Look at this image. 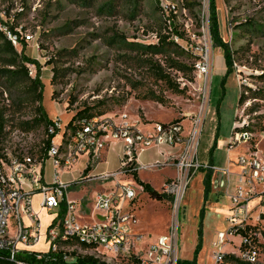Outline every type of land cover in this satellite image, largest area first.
Wrapping results in <instances>:
<instances>
[{
    "label": "rangeland",
    "instance_id": "rangeland-1",
    "mask_svg": "<svg viewBox=\"0 0 264 264\" xmlns=\"http://www.w3.org/2000/svg\"><path fill=\"white\" fill-rule=\"evenodd\" d=\"M215 6L221 37L228 43L234 59V71L228 75L223 49L216 47L212 38L210 0H0V27L15 26L13 33L32 36L30 41L20 39L15 48L38 62L44 86L42 106L48 118L60 122V132L70 118L86 106H97L105 112L102 116L115 122H119L122 114H127L131 122L138 121L146 129L156 123L182 121L185 130H190L198 119L199 162L207 164L209 161V150L217 133L213 163L219 168L234 165L230 168L235 171L241 155L264 157V0H215ZM161 36L178 48L167 47L165 54L156 55L153 60L170 73L172 83L183 90L182 94L175 93L159 80L153 68L137 63L135 51L126 49L123 43L117 48L107 43L109 38H123L128 45H157ZM166 58L180 62L186 72L168 69ZM198 65H204L206 72L201 73ZM27 66L33 67L34 77L35 65ZM54 75L56 79L52 81ZM16 95L8 91L5 81L0 79V108L6 109L5 118L12 119L13 124L32 117L29 109L14 113ZM151 96L165 103L154 101ZM5 131L7 133L0 136L2 158L6 153L20 159L44 157L45 127L25 132L9 124ZM242 132L249 133V140L236 143V135ZM61 135L54 137V141L59 142ZM116 143L113 149L107 147L97 156L89 155L87 166L93 169L100 162L97 173L120 170L123 150L121 142ZM167 148L170 147H162ZM176 148L170 149L175 151ZM180 148L177 149L179 154ZM140 155L141 162L147 164L154 161L156 149H146ZM158 160L159 165L153 169H145L142 164L138 176L158 192L165 193L164 186L176 178V170L170 166L175 158ZM85 163V158L79 159L69 172L61 173V178L65 181L88 178L90 171L78 174ZM204 170L207 169H200L192 176L179 206L177 252L179 260L196 259V264H213L217 250L214 237L219 231L226 232L229 223L228 213L217 211V215H211L207 210L205 226L199 230V213L204 204L200 172ZM174 173V178L165 179ZM52 176V165L47 161L44 178L51 182ZM101 182H85L70 189L76 192L71 194L73 198L79 197L85 221L91 213L92 191L97 188L94 185ZM109 182L110 185H103L105 189L119 182L137 191L133 204L137 205L138 212L133 213L138 223L133 226V232L144 236L143 242L137 245V252L144 251L159 235L169 232L173 200H152L131 174ZM208 202H205L206 207ZM224 202V199L215 201L225 207ZM10 225H15L13 220ZM230 240L232 243L225 245V255L237 252L239 238ZM73 253L95 255L107 264L120 262L103 251H83L80 247L68 251L70 262L76 259ZM259 254L256 264H264V236ZM223 264L234 263L224 259Z\"/></svg>",
    "mask_w": 264,
    "mask_h": 264
},
{
    "label": "built area",
    "instance_id": "built-area-1",
    "mask_svg": "<svg viewBox=\"0 0 264 264\" xmlns=\"http://www.w3.org/2000/svg\"><path fill=\"white\" fill-rule=\"evenodd\" d=\"M0 30L6 34L14 47H17L20 39H32L29 34H16L7 27H0ZM28 68L32 76L33 67ZM198 70L201 73L206 72L204 65H198ZM53 122L54 125L48 128V135L54 134L57 129L59 132L56 136L60 133L62 135L59 142L52 139L43 158L37 160L28 156L20 159L9 153H6L4 158L0 157V251H8V258L12 261L17 252L28 250L39 242V225L36 224L32 231H29L22 223V214H31L32 196L38 193L41 195V208L53 217V223L46 234L49 250L62 251L66 261H69L68 251L87 246L90 251H103L113 256L120 261L119 264H178L177 216L192 176L200 169L221 171L227 176L231 174L229 168L199 162L198 119L192 123L190 130H185L182 121L156 123L151 129H146L138 121L131 122L127 114H122L119 122L100 116L90 120H77L76 130L66 138L65 128L60 132V122ZM248 140L247 132L236 135V143H247ZM116 142H121L123 149L120 170L98 177H81L69 181L61 178V173L69 172L82 156H97L100 151ZM177 146H181V153L170 164L176 170V178L164 186L165 193L172 196L174 204L173 220L168 233L158 236L144 251L137 252V245L142 241V236L133 232L137 220L132 204L137 198V191L131 185L119 182H115L113 188L95 194L92 212L99 216L98 220L93 223L80 221L77 202L68 198L69 190L73 186H81L95 179L108 181L117 180L121 175H132V172L138 170L134 163L141 152L150 148ZM47 161L51 163L53 170L52 181L49 183H45L43 178V168ZM157 165L159 162L143 168L152 169ZM236 166V185L229 197V228L217 235L213 264H223V251L226 244L232 243L230 238H239L237 252H231V255L242 262L256 264L260 255L259 246L264 236V157H258L257 154L241 155L237 158ZM63 203L66 204V209L60 219L59 213ZM12 220L15 223L13 235L10 234ZM68 242L75 245L65 247L64 244Z\"/></svg>",
    "mask_w": 264,
    "mask_h": 264
},
{
    "label": "trees",
    "instance_id": "trees-1",
    "mask_svg": "<svg viewBox=\"0 0 264 264\" xmlns=\"http://www.w3.org/2000/svg\"><path fill=\"white\" fill-rule=\"evenodd\" d=\"M211 3V14H212V38L214 45L216 47H221L224 52V57L226 61L227 71L226 75L233 73L234 71V59L230 50V47L227 42L223 41L220 30H219V22L216 13L215 0H210ZM15 26H10V30L13 31ZM107 43L112 47L117 48L119 44L123 43L126 49H130L136 52L134 60L136 59L137 63H141L144 66H149V68H153L155 71L156 77L165 82L167 86L172 87L173 91L178 94L184 93L183 90H179V86L177 84L172 83V79L170 77V73L163 68L160 63L154 62L153 57L160 54H165V50L167 47H177L176 44L170 42L167 37L161 36L159 39V43L153 45L140 46L137 44H125L123 42V38H109L107 39ZM115 40V41H113ZM123 47V46H122ZM24 49V48H23ZM166 67L168 69H175L178 72L184 73L186 72L185 67L180 64V62L174 60H165ZM27 64H34L36 67V74L31 76L29 74V68ZM225 75V76H226ZM224 78V77H223ZM0 79H3L6 84V88L8 91L16 93V102L13 106L14 113L21 114L24 111L29 109L28 114H31V119L26 121H19L16 124L11 123L12 119H6L5 113L6 109L0 108V136L5 135L7 132L5 128L7 125H16L17 129L29 132L33 131L36 128L41 126L45 127L46 135H48V128L50 125H54V122L48 118L44 107L42 106L43 100V84L40 80V66L38 62L28 56H26L23 51L18 52L17 49L12 45V43L7 39L6 34L0 30ZM56 79V75L52 77V81ZM224 79H222L223 85ZM224 90V89H223ZM224 91L222 92V96L219 98L218 103L216 105V110L219 108V104L223 98ZM151 99L157 101L161 104H164L165 101L161 98H157L156 96H151ZM105 112L98 109L97 106L84 107L81 110H78L65 125L64 136L65 138L72 132H74L77 128L75 122L80 119L90 120L94 117H100L104 115ZM178 122L174 121L173 123ZM59 132L57 129L54 134H49L45 140V145L47 149L52 139ZM4 138V137H3ZM218 139V134L216 133L215 139L213 141V145L209 150L210 159L207 162L208 165L214 166L213 159V151L216 148V141ZM5 157L4 155H2ZM1 157V156H0ZM136 165V163H134ZM90 169L89 166L85 169L88 171ZM213 173L212 169H207L205 178H204V204L199 213V230L203 229V218L205 215V202L210 199V191H211V175ZM132 177L136 181V183L142 187L143 191L150 197L159 201L165 199L173 200L172 196L160 193L156 191L154 188L150 186L148 183L142 182L136 171L132 172ZM66 209V204L63 203L61 205L59 218L61 219L64 215ZM264 219V215H262ZM245 234V233H243ZM75 245L73 242H68L64 244L65 247H72ZM261 245V244H260ZM82 250H89L90 247L80 246ZM8 251H0V264H107L106 262L101 261L99 258H96L93 255H84L78 256L73 253L72 255L76 257L74 262L66 261L64 259V255L62 251H52L48 250L47 252H30V251H19L16 253L14 260H9ZM224 258L232 262L234 264H246L242 262L239 258L234 255H225ZM178 264H196V259L194 260H179Z\"/></svg>",
    "mask_w": 264,
    "mask_h": 264
},
{
    "label": "crops",
    "instance_id": "crops-1",
    "mask_svg": "<svg viewBox=\"0 0 264 264\" xmlns=\"http://www.w3.org/2000/svg\"><path fill=\"white\" fill-rule=\"evenodd\" d=\"M116 144H118V143L111 144L109 146L110 149H113V147ZM119 145L122 146V143L119 144ZM178 148H179V146H177V148H176L175 151L171 150L170 148H167V149H164V150L162 148H151V149H156V157L153 159L154 161H151V162H149L147 164H144V163L141 162V155L138 154L137 155V158H136V165L138 167L137 174L139 175V170L142 167V164H143V166H146V165H149V164H152V163H155V162L159 161L158 159H163V161H166V160H169L170 158H176L179 155L178 150H177ZM181 149L182 148H180L179 150L181 151ZM122 155H123V153H122ZM81 158H85L86 163H85V165H82L81 169L78 171V174L81 173V172H85V169L87 168V163H88V157L87 156L84 155ZM213 159H214V162H215V153H213ZM99 164H100V162L97 163V165H95L93 169L90 168L88 171H86V172H89L90 171L89 174H88V177H97V176L102 175V174H105V173H110V172H106V171H103L102 173H97V169H98V165ZM232 166H234V165L229 164V165H227L225 167V168H228L229 167V169H230L231 174L229 176H227L225 174H216V172L215 173L213 172L212 175H211V180H210V182H211L210 199H209V202H208L207 207H206V204H205V215H204V218H203V227L205 226V219H206V215H207V210H209L208 212H210L211 215H217V213H216L217 211H222L226 215H227V213L229 215L230 206H231L230 205V199H229V197L232 194V191H233V189H234V187L236 185V175L235 174L238 171L237 166L235 167L236 168L235 171H231V168L230 167H232ZM205 171L206 170L200 172V173L203 174L202 175V178H201L202 181H204V178H205V174H206ZM175 173L172 176L166 177L165 179H167V178H170V179L174 178L175 177ZM43 178H44V168H43ZM86 178H87V176H86ZM139 179L142 182H144L140 177H139ZM92 181H99V182H101V180H98V179L97 180L95 179V180H92ZM92 181H88V182H92ZM109 181L110 180H108L106 182L103 181V182L100 183V185L99 184L98 185H94L97 188L92 191V195L95 197V194L97 192H99V190L110 189L112 186H109V188L107 187L106 189L103 187V185L104 186L105 185H110V182ZM44 182L45 183H49V182H47L45 180V178H44ZM144 183H147V182H144ZM148 184H150V183H148ZM150 186L152 188H154L155 190L157 189V188L153 187L151 184H150ZM73 187H77V186H73ZM139 187H141V186H139ZM202 188L204 190V184H203V187ZM72 193L75 194L76 192L69 190L68 198H69V200H73V201H76L77 202V204L79 206V219H80V221L82 223H93L96 220H98V217L99 216H96V214H94L92 212V204H91V208H90L91 213L89 215V219L85 221L82 218V216H81V210H82L81 209V202H79V197L78 198H73L71 196ZM215 194H217V195H215ZM84 195H86V194H84ZM94 197H93V199H94ZM151 199L154 200V201L160 202L159 200H156V199H153V198H151ZM219 199H224L226 201V202H224L225 203V207L222 206V205H219V204L215 203V201L217 200V202H218ZM40 200H41V195L38 194V193H35L32 196V212H31V214H22V223H23V226L25 228H28L29 231H32V228L36 224H38L39 225V235H40L39 242L36 245H34L33 247L29 248L28 250L23 249L21 247L25 251H30V252H47L49 250L48 242L46 240V234H47L48 228L53 223L52 222L53 217L51 216L50 213H48L46 210H44L43 208H41V206H40ZM132 209H133V211H134L135 214L138 212L137 205L132 204ZM228 215H227L226 219L228 218ZM90 219H92V220L90 221ZM87 221H90V222H87ZM136 223H138V217H137V222ZM14 230H15V225L14 226L13 225L12 226L10 225V234L11 235L14 234ZM220 232H222V231H219L218 233H220ZM218 233H217V235H218ZM217 235H215V237H214V240H215L216 243H217ZM137 236H142V235L138 233ZM143 239H144V236H142V241L141 242H143ZM225 248H224V250L227 251Z\"/></svg>",
    "mask_w": 264,
    "mask_h": 264
},
{
    "label": "bare ground",
    "instance_id": "bare-ground-1",
    "mask_svg": "<svg viewBox=\"0 0 264 264\" xmlns=\"http://www.w3.org/2000/svg\"><path fill=\"white\" fill-rule=\"evenodd\" d=\"M182 192H183V190H181V193L180 194H182Z\"/></svg>",
    "mask_w": 264,
    "mask_h": 264
}]
</instances>
